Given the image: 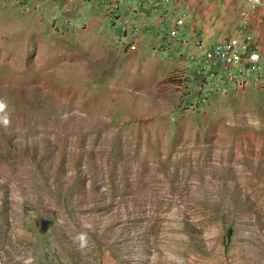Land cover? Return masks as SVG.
I'll list each match as a JSON object with an SVG mask.
<instances>
[{
  "label": "rangeland",
  "instance_id": "rangeland-1",
  "mask_svg": "<svg viewBox=\"0 0 264 264\" xmlns=\"http://www.w3.org/2000/svg\"><path fill=\"white\" fill-rule=\"evenodd\" d=\"M122 6L0 0V264H264V72Z\"/></svg>",
  "mask_w": 264,
  "mask_h": 264
},
{
  "label": "crops",
  "instance_id": "crops-1",
  "mask_svg": "<svg viewBox=\"0 0 264 264\" xmlns=\"http://www.w3.org/2000/svg\"><path fill=\"white\" fill-rule=\"evenodd\" d=\"M114 1L118 8L121 4H123L122 8L127 10L134 7L130 18V23L133 24L153 23L158 27V24L165 19L172 21L173 15L180 11L189 24V28L191 27L189 33L194 35L195 39L214 40L212 42L223 40L238 34L239 28L244 24H247L249 32L254 33L256 42L258 39H264V0L256 6L253 5L252 0H162L161 6L155 5L156 8L150 9L154 11L151 15H148L150 12L145 3L147 0ZM162 9L165 10V15L155 12H161ZM257 45L264 53L259 42Z\"/></svg>",
  "mask_w": 264,
  "mask_h": 264
},
{
  "label": "built area",
  "instance_id": "built-area-1",
  "mask_svg": "<svg viewBox=\"0 0 264 264\" xmlns=\"http://www.w3.org/2000/svg\"><path fill=\"white\" fill-rule=\"evenodd\" d=\"M252 1L254 6L261 3V0ZM178 22L183 23V19ZM197 45L203 50V54L192 52L189 59L202 63V70L216 81L244 80L251 73L258 76L264 72V53L259 49L255 38L249 35L247 24L242 25L238 34L233 37L209 45L199 41Z\"/></svg>",
  "mask_w": 264,
  "mask_h": 264
},
{
  "label": "clouds",
  "instance_id": "clouds-1",
  "mask_svg": "<svg viewBox=\"0 0 264 264\" xmlns=\"http://www.w3.org/2000/svg\"><path fill=\"white\" fill-rule=\"evenodd\" d=\"M7 107V103L0 99V112H4V109ZM0 123L7 125L9 123V118L6 113L0 115ZM85 227H91L89 224H85ZM71 239L76 244L77 247L83 248L87 245V233L85 231H79L75 233ZM35 257L29 252L27 255H17L15 257L16 261L21 262V264H33Z\"/></svg>",
  "mask_w": 264,
  "mask_h": 264
}]
</instances>
